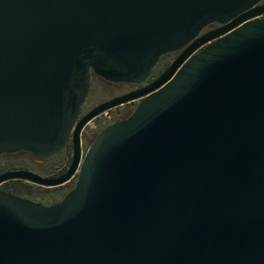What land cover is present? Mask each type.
<instances>
[{
  "label": "water",
  "instance_id": "95a60500",
  "mask_svg": "<svg viewBox=\"0 0 264 264\" xmlns=\"http://www.w3.org/2000/svg\"><path fill=\"white\" fill-rule=\"evenodd\" d=\"M264 0H0V264H264ZM219 27L204 32L210 25ZM81 117L93 75L140 85ZM140 100L83 155L88 124Z\"/></svg>",
  "mask_w": 264,
  "mask_h": 264
},
{
  "label": "rangeland",
  "instance_id": "374dc122",
  "mask_svg": "<svg viewBox=\"0 0 264 264\" xmlns=\"http://www.w3.org/2000/svg\"><path fill=\"white\" fill-rule=\"evenodd\" d=\"M172 62V61H171ZM117 86L115 83H111L108 81H105L99 77H96L93 81V87L91 91V96L89 98L88 104L89 106L98 105L101 102L107 101L108 98H110L112 95L116 93ZM140 100H137L135 102L119 106L117 108H114L108 112L107 116L101 115L100 117L96 118L95 120L91 121L88 126L86 127L85 131H83L82 136V150L83 155L85 154L86 150L89 148L91 143L94 141L98 133L104 129L107 125H110L116 121L121 120V118H127L131 112L135 109V107L138 105ZM87 133V134H86ZM87 135V136H86ZM92 137L91 140H86V138ZM18 161V159H16ZM50 163V161H48ZM31 164L34 167L36 171L40 172L44 177H53V174L57 171L55 169H44L43 171H40L38 168L36 169V166H43L41 162H34V160H31ZM47 164V163H46ZM6 166L8 163L2 164L1 166ZM77 182V175L68 183L57 187V188H41V192H36V186L31 190L25 189V187L21 186V189H18V192L22 194L23 196L34 200L36 202L43 203L45 205H51L56 202H59L62 200V198L75 186ZM28 185V184H24ZM14 185L9 186V190ZM40 189V188H39Z\"/></svg>",
  "mask_w": 264,
  "mask_h": 264
},
{
  "label": "flooded vegetation",
  "instance_id": "af4514ba",
  "mask_svg": "<svg viewBox=\"0 0 264 264\" xmlns=\"http://www.w3.org/2000/svg\"><path fill=\"white\" fill-rule=\"evenodd\" d=\"M262 3H264V1ZM218 27H219L218 24L210 25L206 30H204V32L213 30V29L218 28ZM178 55H179V52H175V53H170V54H167V55L161 57L159 63L157 64L156 68L152 72L151 78L146 83H143L140 85L127 84V83H115V85L117 86L116 93L114 95H112L110 98H108L107 100H110L112 98L121 96L123 94L135 91V90L140 89V88L146 86L147 84L151 83L152 81L157 79L163 73V71L171 64V61H173ZM96 77H97L96 75H93L92 87H93V81ZM92 87L90 90V95H89L88 99L86 100L85 105L83 106V112H82L81 117L86 115L90 110H92L95 106H97V105L89 106V104H88L89 98L91 96ZM122 119H125V117L121 118V120ZM82 136H83V134H82ZM91 139H92V137L86 138V140H88V141ZM69 148L72 149L71 144L69 145V147L67 149H69ZM59 155H57L51 159L42 160V159L34 156L33 154H31L29 152H24V151H20V152H16V153H10V154H3L2 156H0V174H3L5 172H9V171H15V170H29V171H32L34 173H37V174L43 176L40 172L33 169L34 167L31 164V160L33 159L34 162H36V163L41 162L43 164V166H36V169L38 168L40 171H43L44 169L49 170L51 168L52 169L56 168L57 162L54 159H56ZM16 159H18V161H16ZM48 161H50V163ZM5 163H8V165L1 166L2 164H5ZM17 181H20V180H11V181H7V182L1 184L0 185V191H4V192L11 191V190H9V186L12 184L13 185L16 184ZM21 182L32 184V183L26 182V181H21ZM11 193H12V191H11Z\"/></svg>",
  "mask_w": 264,
  "mask_h": 264
},
{
  "label": "trees",
  "instance_id": "16d2710c",
  "mask_svg": "<svg viewBox=\"0 0 264 264\" xmlns=\"http://www.w3.org/2000/svg\"><path fill=\"white\" fill-rule=\"evenodd\" d=\"M71 158H72V149L69 148V149L64 150L56 159H54L57 162V166L54 169L57 171L53 174V177H57L67 171L71 163ZM24 184H28V183L17 181L16 184H14V186L11 188L12 194L25 197L18 192V189H21L20 188L21 186L25 187V189H27L28 191L34 188L32 186H36V189H35L36 192H41V188H43L41 186L34 185V184H28V185H24ZM11 191H8V192L11 193Z\"/></svg>",
  "mask_w": 264,
  "mask_h": 264
},
{
  "label": "built area",
  "instance_id": "2783aa9c",
  "mask_svg": "<svg viewBox=\"0 0 264 264\" xmlns=\"http://www.w3.org/2000/svg\"><path fill=\"white\" fill-rule=\"evenodd\" d=\"M108 112L109 111H107V112H105L104 114H102V115H104V116H107L108 115ZM100 117V116H99ZM86 129V128H85ZM85 131V130H84Z\"/></svg>",
  "mask_w": 264,
  "mask_h": 264
}]
</instances>
